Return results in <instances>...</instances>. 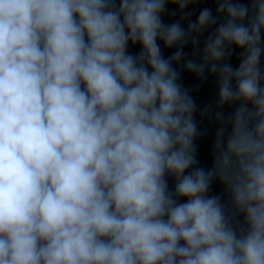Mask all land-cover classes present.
I'll list each match as a JSON object with an SVG mask.
<instances>
[{
    "label": "clouds",
    "instance_id": "1",
    "mask_svg": "<svg viewBox=\"0 0 264 264\" xmlns=\"http://www.w3.org/2000/svg\"><path fill=\"white\" fill-rule=\"evenodd\" d=\"M0 264H264V0H0Z\"/></svg>",
    "mask_w": 264,
    "mask_h": 264
}]
</instances>
